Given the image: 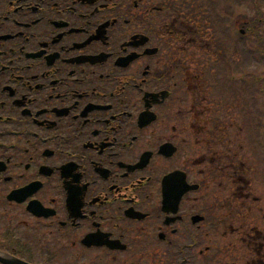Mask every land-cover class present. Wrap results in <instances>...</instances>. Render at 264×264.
<instances>
[{
    "label": "flooded vegetation",
    "instance_id": "af4514ba",
    "mask_svg": "<svg viewBox=\"0 0 264 264\" xmlns=\"http://www.w3.org/2000/svg\"><path fill=\"white\" fill-rule=\"evenodd\" d=\"M252 17L235 0H0V259L202 264L216 232L228 264H264ZM172 174L173 200L197 187L175 214Z\"/></svg>",
    "mask_w": 264,
    "mask_h": 264
},
{
    "label": "rangeland",
    "instance_id": "374dc122",
    "mask_svg": "<svg viewBox=\"0 0 264 264\" xmlns=\"http://www.w3.org/2000/svg\"><path fill=\"white\" fill-rule=\"evenodd\" d=\"M238 4H235V17L245 18V17H247L248 14H250V16L255 15L256 9L253 6H251V8H249L250 3L246 4V2H242V6H240V3H238ZM261 7H262V9H264V5L263 4L260 6V8ZM231 69H237V70H239V72H245L247 70V66L245 64H243V62H240L239 59L232 58L230 63H229L228 70H231ZM239 87H242V86L240 85ZM251 134H253V132H251ZM249 138H251V136H248L246 138L245 134H242L241 137H240V140L241 141H246V139L249 140ZM211 243L212 242H210L209 244H205L203 248H205L207 245H210ZM228 243H229L228 241H222L221 242V244L223 246L227 245ZM160 260H162V259H160ZM225 261L228 262L227 259H225Z\"/></svg>",
    "mask_w": 264,
    "mask_h": 264
},
{
    "label": "water",
    "instance_id": "95a60500",
    "mask_svg": "<svg viewBox=\"0 0 264 264\" xmlns=\"http://www.w3.org/2000/svg\"><path fill=\"white\" fill-rule=\"evenodd\" d=\"M254 1H257V0H254ZM182 190H184V187H182ZM185 191H186V188H185ZM165 198H166V203L173 204L172 202L173 198L170 196V192L167 189H165ZM176 202H178V200H176Z\"/></svg>",
    "mask_w": 264,
    "mask_h": 264
}]
</instances>
